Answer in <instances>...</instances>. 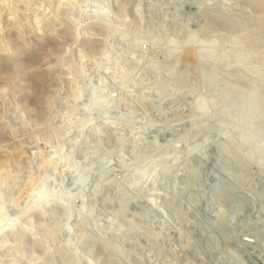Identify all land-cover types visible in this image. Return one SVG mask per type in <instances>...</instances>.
Returning a JSON list of instances; mask_svg holds the SVG:
<instances>
[{
  "label": "rangeland",
  "instance_id": "374dc122",
  "mask_svg": "<svg viewBox=\"0 0 264 264\" xmlns=\"http://www.w3.org/2000/svg\"><path fill=\"white\" fill-rule=\"evenodd\" d=\"M250 4L0 0V264H264Z\"/></svg>",
  "mask_w": 264,
  "mask_h": 264
},
{
  "label": "bare ground",
  "instance_id": "6f19581e",
  "mask_svg": "<svg viewBox=\"0 0 264 264\" xmlns=\"http://www.w3.org/2000/svg\"><path fill=\"white\" fill-rule=\"evenodd\" d=\"M251 1H252V4H250V5L254 8V9L253 8L252 9L255 10V12L253 11V13H252V12L247 11L245 13V16L247 17V21L249 22V24H251V26L254 27L256 33H253V34H250L251 32L246 33V37L249 40V42L256 47L258 55L263 56V54H264V0H251ZM225 23L226 24H232V20H230L229 18L225 19ZM101 88L103 89V87H101ZM97 89H98V87H97ZM98 90H100V89H98ZM102 92H104V91H102ZM97 93H99V92H97ZM96 96L94 94V97H96ZM99 104H101V103H99ZM97 106L98 105L96 103V108H97ZM98 108H99V106H98ZM100 108H102V107H100ZM201 108L204 109V107H201Z\"/></svg>",
  "mask_w": 264,
  "mask_h": 264
}]
</instances>
